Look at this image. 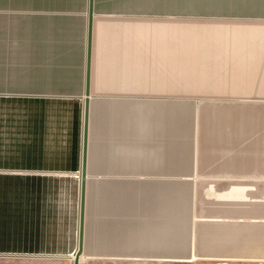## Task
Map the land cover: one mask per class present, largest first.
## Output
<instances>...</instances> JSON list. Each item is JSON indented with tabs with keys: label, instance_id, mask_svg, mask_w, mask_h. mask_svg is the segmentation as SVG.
I'll return each mask as SVG.
<instances>
[{
	"label": "crops",
	"instance_id": "crops-1",
	"mask_svg": "<svg viewBox=\"0 0 264 264\" xmlns=\"http://www.w3.org/2000/svg\"><path fill=\"white\" fill-rule=\"evenodd\" d=\"M27 1L41 5L32 9L64 13L33 19L19 30L16 25L10 28L8 56L0 55L7 68L0 77L27 92L30 101L83 109L89 0ZM110 5L114 4L98 0L92 5L88 178L80 264L191 260L196 252L220 245L221 250H251L235 243L240 231L235 219L241 217L242 202H255L251 193L258 187L242 184L231 174L238 170L234 162H220L221 154H231L227 150L237 134L220 128V118L240 116L225 108L264 104V0H220V34L199 32L195 35L202 39L182 47L162 46L160 37L146 34L139 22L99 18L101 12L117 10ZM83 11L86 14L78 13ZM18 41L23 43L19 50ZM3 50L0 46V53ZM204 106L223 108L212 116L218 119V128L202 120L199 108ZM76 134L77 125L75 138ZM81 150L82 129L80 152H71L69 161L49 169L78 178H70L79 187L78 222ZM73 203L65 197L59 205L69 212L74 211ZM250 213L249 207L248 217ZM77 244L78 235L75 247L53 243L8 248L72 253H17L3 261L74 264L71 255Z\"/></svg>",
	"mask_w": 264,
	"mask_h": 264
},
{
	"label": "rangeland",
	"instance_id": "rangeland-1",
	"mask_svg": "<svg viewBox=\"0 0 264 264\" xmlns=\"http://www.w3.org/2000/svg\"><path fill=\"white\" fill-rule=\"evenodd\" d=\"M98 1L114 4L110 6L117 9L101 12L99 18L123 19L130 24L139 22L146 34L155 33L154 36L160 37L162 46L170 43L182 47L187 41H198L202 39L195 35L199 32L205 36L220 34V0ZM27 2L33 4L27 5ZM40 6L36 1L0 0V46L5 49L1 56L9 53L10 28L16 25L19 30L26 28L33 19H49L64 13L32 9ZM78 13L86 14L84 11ZM187 31L189 34H184ZM18 42L19 50L24 40ZM5 62L0 61V72L7 68V64L1 65ZM15 86H10L7 78L0 77L1 264H8L3 260L15 258L17 253H72L22 252L8 248L53 243L75 247L78 235L79 187L70 182V178H78L68 172L49 169L66 159L69 161L71 152H80L83 109L30 101L26 96L28 93ZM221 109L220 106H204L199 108V113L204 115L202 120L209 121L216 129L218 119L212 116L220 114ZM225 109L240 116L220 118V128L223 126L237 132L231 149L227 150L231 154H221L220 162H234L238 170L231 174L239 177L242 184H256L258 187V191L251 193L255 202L251 205L242 202L241 217L235 219L240 230L235 243L240 242V246L251 250H221L220 245V249L196 252L191 260H162L158 264H264V104ZM29 171L35 174L28 175ZM65 197L67 203L73 199L74 211L64 212L63 206L59 205ZM249 207L251 217L247 214ZM222 240L220 235V244Z\"/></svg>",
	"mask_w": 264,
	"mask_h": 264
},
{
	"label": "water",
	"instance_id": "water-1",
	"mask_svg": "<svg viewBox=\"0 0 264 264\" xmlns=\"http://www.w3.org/2000/svg\"><path fill=\"white\" fill-rule=\"evenodd\" d=\"M89 27H88V41H87V88L85 91V119H84V130H83V155H82V176H81V187H80V213H79V241L78 248L73 254L74 264H80V260L84 255V231H85V207H86V192H87V159H88V133H89V96L90 92L88 90V82L90 78V68H91V54H92V36L93 27L92 19L94 11L92 8L94 0H89ZM72 259V258H71Z\"/></svg>",
	"mask_w": 264,
	"mask_h": 264
},
{
	"label": "bare ground",
	"instance_id": "bare-ground-1",
	"mask_svg": "<svg viewBox=\"0 0 264 264\" xmlns=\"http://www.w3.org/2000/svg\"><path fill=\"white\" fill-rule=\"evenodd\" d=\"M84 119H85V107H83V127H82V150H81V166H82V155H83V130H84ZM80 187H81V176H82V171L80 168ZM81 192V191H80ZM79 210H80V202H79ZM80 213V212H79ZM79 223V222H78ZM78 241H79V226H78ZM78 248V244H77ZM76 248V250H77ZM72 261H74L73 255H71Z\"/></svg>",
	"mask_w": 264,
	"mask_h": 264
}]
</instances>
